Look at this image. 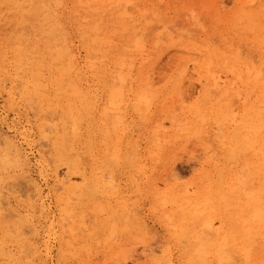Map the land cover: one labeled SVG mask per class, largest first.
<instances>
[{"label":"bare ground","instance_id":"6f19581e","mask_svg":"<svg viewBox=\"0 0 264 264\" xmlns=\"http://www.w3.org/2000/svg\"><path fill=\"white\" fill-rule=\"evenodd\" d=\"M163 1L0 0V78L16 82L25 98L29 95L31 102L35 99V105L52 114L49 121L43 118L37 124V136L46 139L44 151H33L27 125L0 118V183L25 180L34 195L33 201L32 196L18 204L4 222L2 264H44L43 257L53 247L41 241V222L45 234L59 233L53 236L57 255L76 258L79 264H87L83 253L100 252L101 245L112 252L115 233L131 235L143 248L141 254L130 256L132 260L128 256L130 263L122 257L116 264H264V0H243L233 15L214 16L215 31L205 40L176 35L177 26L163 15ZM93 4L96 7L90 9ZM117 11L118 16L110 18ZM68 22L86 53L83 60L66 45ZM162 29L171 33H161ZM60 30V37H50L51 45L41 37ZM148 38L154 51L159 49L156 39H161L167 46L179 44L196 52L201 60L151 63L145 58ZM115 41L122 48H114ZM100 51L106 53L100 63L89 58ZM142 56L144 67L133 69L131 62ZM188 62L201 88L197 102L190 105ZM155 78L170 83L161 102L174 103L179 95L186 104L179 114L173 112L185 121L180 135L172 113L170 132L162 129L158 118L149 125L160 100ZM233 87L250 91L236 93ZM20 90L9 88L4 100L16 116L23 100ZM252 94L255 100L247 105ZM130 101L142 124L144 146L123 133L121 116L127 114ZM211 126L217 131L212 132ZM111 132L122 136L109 156L108 148L102 147ZM188 138L209 151L208 158L197 161L201 173L196 184L169 187L162 180L160 189L154 181L144 187L131 181L134 174L146 179L147 164L162 161L168 147ZM236 164L240 169L234 172ZM59 168L65 172L60 174ZM116 176L119 182L122 177L128 180L138 199L149 200L148 210L156 220L166 221L157 246L148 243L154 237H149L139 207L130 209L131 214L118 193ZM40 179L50 182L45 196ZM10 204L1 188L0 217L7 216L4 207ZM89 212L95 216L92 226L86 224ZM24 227L34 233L26 242L21 237ZM26 244L32 257L22 261Z\"/></svg>","mask_w":264,"mask_h":264},{"label":"rangeland","instance_id":"374dc122","mask_svg":"<svg viewBox=\"0 0 264 264\" xmlns=\"http://www.w3.org/2000/svg\"><path fill=\"white\" fill-rule=\"evenodd\" d=\"M242 1L243 0H164L162 3V5L164 7L163 15L166 16L167 18H169L171 20L172 24H175L177 26L175 29H173V31L176 33V35L182 36L183 38L188 37V38H199L200 40H205L208 36L212 35L213 31H215L214 16H217L220 14L233 15L236 12V10L240 7V4L242 3ZM213 5H215V6H213ZM95 7H96L95 4H93V5H91L90 9H94ZM117 13H119V11L112 13L110 15V18L115 19V17L118 16ZM148 22H149V19H145L144 24L145 23L147 24ZM65 25L67 26L66 27V33L68 34V37L66 39V43H67L66 45L71 50H73L74 53L76 52L75 53L76 56H79L80 59L83 60L86 56V53L82 49V44L79 42L77 36L74 34V31H73L70 23L68 22ZM191 27L195 28L197 33H193L194 31L191 29ZM160 32L161 33L165 32L167 34L171 33L170 30H166V29H162ZM61 35H62V30H60L58 32V34H55V33H50L49 35L44 34L41 37H42V39L46 40L48 45H51L53 43V38H51V40H52L51 41V40H49L50 37L51 36L60 37ZM150 41H151V38H148L146 40L147 46L145 48H147L149 51L147 50L148 56H146L145 58L146 59L148 58V60H150L151 63H156L157 61H162L161 65L163 66L166 63H168V61L170 59H175L178 64L182 63L183 61H188V60H192V59H196L197 61L201 60V58L197 55L196 52H192V51L183 49L184 47L181 48L179 46V44L167 46L164 44V42L161 39H156V44L158 45L159 49H157V51H154L153 49H151L152 46H150ZM157 41H160L163 44L158 43ZM0 43H1V41H0ZM113 46H114V48H122L121 46H119V44L116 41L113 43ZM22 48H23L22 51L24 53H27L26 46L22 44ZM156 54L158 55V57ZM105 55H106L105 52L100 51V52H97L95 55L91 54L89 56V58L92 61L97 60V62L100 63L102 60L105 59ZM121 55H123V53H121ZM143 56L138 57L135 62H133V61L131 62V65H134L133 69H138L139 67H144L143 66L144 62L141 63L143 61ZM130 61H131V58H130ZM188 65L190 66V62H188ZM188 71H189V79L191 81V84L188 86L186 93L191 95V101L188 102V104L190 105V104L197 102V98L199 96L201 88H200L199 84L196 82L197 75L191 69V66L188 69ZM152 74L153 73L151 72V75ZM153 77H155V75H153ZM4 80H5V82H4ZM12 81L13 80H10L9 78H0V83L1 82L3 83V86H1L2 83L0 84V118H2V119L6 118V120L8 122L15 120V121H18L24 125H27L26 128L28 129V131H30L32 133V145H33L32 149H33V151H36V150L44 151L47 149L46 145H44V144H46V141H45L46 139H42V138L37 136V130H38L37 124L39 123V120L43 119V118L46 121H49L52 114L50 111H49V113H50L49 114L46 109L38 107L39 106L38 103H37V105H35L36 104L35 102H37L35 99L32 100V102H31L30 96L28 94L27 95L29 98L28 97L27 98L29 100L27 98H25L26 94H23V92L20 90V87L18 85H17L18 87L16 88V86H14V84L16 85L17 83L12 82ZM154 81H158V80L155 78ZM202 84H203V82H202ZM9 86H11V87H9ZM13 87H15V88L13 89ZM3 88H5V89H3ZM9 88H11L15 92H19L17 90H20V92L22 94L23 100L21 103V109H20V112L17 116L4 103V100L6 98V91H8ZM126 88H128V85ZM169 88H170V83L166 82L165 80L158 81L156 86L154 87V90H156L155 94L160 97V100L158 102L157 109L156 110H155V108L152 109V112L155 111V114L152 117V123L149 124V125L155 124V121L158 118L159 121H162L164 123L165 128H162V129L167 131V132H170V125H168L169 124L168 118L171 117L175 113L179 114V112H181V110L184 109L185 105H186L184 102H182V98L179 95L175 96V102H174L175 104L170 103L169 101H168V103L161 102L164 95L168 94L167 91H170ZM238 90L250 91L245 87H239ZM238 90L236 87H233L234 92L238 93ZM105 96H106V94L104 92L100 93V97L102 98L103 102L106 98ZM25 99H27V100H25ZM31 99H33V98H31ZM233 99H234V105L237 106L239 104L237 97L233 96ZM254 100H255V97L252 94L251 97L246 100L247 105L253 104ZM25 101H27L28 103ZM29 101L32 104H29L30 103ZM33 101H34V104H33ZM23 105L24 106L27 105L26 108ZM30 105H31V107L29 108ZM128 105H129V107H128L127 114L123 115V116L120 115L121 118L125 121V125L123 126V128L126 126L123 129V133L127 136L133 137L139 143L143 144L145 142V139H144V137H142L140 135L142 130H143L142 124L140 123L139 118L132 113V110H131L132 101H130L128 103ZM33 106L36 108V110H34L35 108H33ZM169 106L171 108H169ZM181 107H183V108H181ZM167 108H169V110H167ZM40 110H42V111H40ZM45 112H47V113L45 114ZM173 112H175V113H173ZM34 113H35V116H33ZM171 113H172V115H170ZM241 114H242V111H241L240 115ZM45 115L47 117H44ZM48 115L50 116V118ZM27 117H28V119H27ZM174 118H175L174 122H176V123H174L173 126L177 127L176 129H178V131H176V132L178 135H180L181 131H182L181 129L184 126L185 121L182 120L183 117L180 115L174 116ZM28 121H30V122H28ZM54 121H55V119H54ZM107 122H108V120L105 119L104 124H106ZM131 125H133V126H131ZM148 126H147V128H148ZM132 127H134V128H132ZM211 127H213L212 132L217 131L216 126H211ZM3 131L5 132L6 129H3ZM109 134H110V136L106 137L107 141L105 140L106 145H104V143H103L102 148L103 149L108 148V150H106V152L108 153L109 156H112L114 147L117 144L116 141L122 135H119L118 137H116L114 132H111ZM10 135H11V133H10ZM208 135L210 136L211 134L209 133ZM109 140H111V141H109ZM0 141H1V139H0ZM39 142H41V144ZM103 142H104V139H103ZM0 145L2 146V143ZM142 146H144V144ZM2 147H0V152L3 150ZM208 156H209V151L203 149L200 145H198V143L196 141H194L191 138H188L187 140L183 139L178 144L167 148L162 161L156 162V163H149L146 165V167H145V176L147 177L146 179L145 178L140 179L138 174H134L131 177V181L134 182V184L141 186V187H144L145 185H148L149 182L154 181V183H157V185L160 189L163 188V186H161V184H160L162 182V180H164L168 184L169 187L178 186L179 188H181V187L183 188V187H187L189 185H194V184H196V182L198 181V178L200 177L199 173H201V171H200L201 166H200L199 162H197V161H199V160L204 161L206 158H208ZM238 169H240L238 164L233 166L234 172ZM59 171L61 172L60 174H63L65 172V169L59 168ZM33 175L35 178L38 177L36 172H33ZM1 176L2 175L0 174V177ZM235 176H237V175L235 174ZM233 177H234V174H233ZM119 179L120 178L118 176H116V183L119 184V186H118L119 192L118 193H120L121 196L124 197V200L129 204L128 210L134 209L135 205L139 207L140 214L143 218L144 224L147 225V230H149L151 233V235L149 234L150 235L149 237H151V236H152V238L154 237V239L150 240L148 243L150 245H152L153 247L157 246L158 243L162 241L160 234L164 230V225L166 224V221L156 220V218H154L151 215L150 211L148 210L149 200L145 196L142 197V200H141V198L138 199L135 196V194L130 192L131 190L129 189L128 180L126 178L122 177L120 182H119ZM17 180H18V182H17ZM11 181H12V183L14 181V183L13 184L10 183ZM39 184L41 185L42 193L45 196L47 194V192L49 191L50 182L49 181L44 182L42 179H40ZM8 187H10V188H8ZM11 187H13V188L11 189ZM1 188H2V192H3L4 197L5 198L10 197L11 204L9 206L4 207L5 210L7 209L6 210L7 216L5 217L3 215L4 218L0 217V220L6 219L5 221H0V232L7 225V223L5 224L4 222H7L10 219L9 217L15 213L14 209H16V206L18 204L22 203V205H23V203L24 204L27 203L29 201L28 199H30L32 196L33 197L30 199V201L34 200L33 191L31 189L30 185L25 180H21V179L9 180L4 184L0 183V191H1ZM9 191H11V192H9ZM58 192H59V190L57 191V193ZM29 195H30V197H29ZM45 202L48 203V201H45ZM3 203H4V200H3ZM8 209H10V210H8ZM9 213H11V214L9 215ZM130 213L133 214L131 210H130ZM3 214H5V211ZM7 218H9V219H7ZM12 219H14V217H11V220ZM86 219H87L86 220L87 225H89V226L94 225L95 216L92 212L87 213ZM40 224L41 225H40V228L38 231H40V237L42 238L41 241L42 242L48 241V243L51 242V247H53V250L50 252V254L48 256H44L45 252L42 251V255L44 256L42 259V262L44 264H79V262L77 261L76 258L67 257L65 259H61V257L59 255H57L58 254L57 249H56V247H54L55 246V243H54L55 240H53V239H54V237L57 238L59 236V233L56 232L55 235H47L44 233V232H46L45 226L43 225L42 222ZM24 229H26V231ZM23 231L26 233H24ZM155 232H156V236H154ZM115 235L113 238L115 240H113L111 242L113 245V251L112 252H109L108 249H106L103 245H101L100 252H97L95 250H91L87 253L86 252L83 253L84 258L86 259L85 262L87 264H116L118 262L120 263L122 261V259H124L125 257L127 258L128 256L129 257L130 256H137L138 254L142 253L143 250H141V249H143V248H142V246L139 245V240H132L131 235L130 236L129 235L128 236L127 235L122 236L120 233H115ZM21 237H22V241L26 242V241H29L32 238H34V233L29 228L24 227L22 229ZM67 239L68 238L65 237V240H67ZM25 246L26 247L22 248L23 251L25 250V254L22 253V261L31 260V257H32V250L28 248L27 244ZM13 250H14L13 252H16L15 249H13ZM146 253L147 252H145L144 255ZM105 255L106 256L110 255V256L107 257L108 258L107 259ZM122 257H124V258H122ZM129 257H128V260L126 261L128 263H130V261L132 260L131 257H130L131 260H129ZM0 264H2V262H0Z\"/></svg>","mask_w":264,"mask_h":264}]
</instances>
